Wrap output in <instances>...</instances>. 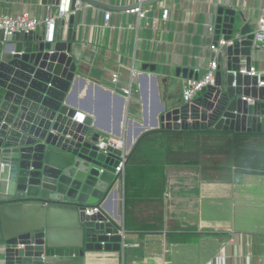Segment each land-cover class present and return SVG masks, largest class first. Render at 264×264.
<instances>
[{
  "label": "water",
  "instance_id": "obj_1",
  "mask_svg": "<svg viewBox=\"0 0 264 264\" xmlns=\"http://www.w3.org/2000/svg\"><path fill=\"white\" fill-rule=\"evenodd\" d=\"M61 0H42L57 7ZM108 10L127 11L95 0H72ZM163 0H148L144 6ZM75 16L56 20L55 42L45 33L0 31V230L5 264H45L51 257H81L88 253H123L125 236L123 203L116 188L125 149L110 146L109 154L97 146L102 123L81 95L96 90L106 100L121 102L118 124L105 131L124 142L129 119L127 98L80 76L75 51ZM212 24L214 42L229 41L236 32L241 42L225 48L214 86L205 87L189 103L168 106L161 102L157 77L153 76L157 111L152 125L136 122L137 134L129 140L133 152L143 136L154 131L211 130L264 133V76L240 73L253 67L254 29L232 8L217 9ZM238 26V27H237ZM240 26V27H239ZM239 29V30H238ZM184 79H199V72L178 69ZM147 78V74H142ZM250 101L253 103L250 104ZM116 198V209L107 214V201ZM60 215V218H56ZM61 219V221H60ZM76 232L78 244L66 248L55 237L57 222Z\"/></svg>",
  "mask_w": 264,
  "mask_h": 264
},
{
  "label": "crops",
  "instance_id": "obj_2",
  "mask_svg": "<svg viewBox=\"0 0 264 264\" xmlns=\"http://www.w3.org/2000/svg\"><path fill=\"white\" fill-rule=\"evenodd\" d=\"M123 9L131 7L137 0H95ZM171 12L167 22L154 19L160 17L156 3L147 19L129 15L122 10H108L102 7L83 4L75 16L76 40L74 55L79 74L87 80L102 86L114 94L127 98L129 119L133 123L125 127V152L128 156L129 140L136 137V122L152 125L157 111L153 76L158 79L161 102L176 106L183 101L182 76L178 69L205 72L212 42L207 37V28L212 23L218 8H232L242 13L251 24L256 20L264 0H163ZM152 5V4H151ZM55 8L45 6L42 0H0V13L14 15L29 14L45 18ZM111 12V26H105V14ZM238 27V26H237ZM240 27V26H239ZM239 30V29H238ZM46 26L37 31L43 35ZM222 40V39H221ZM253 67L264 76V50L254 52ZM119 74L121 84L115 87L110 77ZM142 74H147V78ZM195 79V77H194ZM131 87L132 95L126 96L124 90ZM87 106L96 113L97 118L81 111V117H90L102 123L94 126V134L110 135L105 128L117 127L121 102L119 99L101 97L96 90L92 95H81ZM251 104V103H250ZM150 127L147 131H154ZM120 139V138H118ZM214 162L213 169L207 164ZM232 160L221 156L207 159L198 168L166 166L164 178L153 175L151 186H158L152 197L145 194L129 208L126 216V188L121 177L116 188L121 193L124 226L127 231L123 253H88L81 257H51L45 264H208L216 256L223 241L236 235L235 243L227 249L229 264H264V175L235 176L231 170ZM135 191H142L135 188ZM147 191V189H143ZM169 195V196H167ZM116 198L107 201L106 213H114ZM58 215L56 218H60ZM162 217L163 229L158 232H145L146 221ZM61 221V219H60ZM55 230L54 237L66 248L77 246L76 232L61 227ZM1 232V230H0ZM187 238L188 241L182 239ZM134 245H138L137 247ZM4 240L0 241V264H5Z\"/></svg>",
  "mask_w": 264,
  "mask_h": 264
},
{
  "label": "trees",
  "instance_id": "obj_3",
  "mask_svg": "<svg viewBox=\"0 0 264 264\" xmlns=\"http://www.w3.org/2000/svg\"><path fill=\"white\" fill-rule=\"evenodd\" d=\"M229 157L231 170L237 178L244 175H264V133H243L231 131L198 130L176 132L169 130L153 131L142 137L132 153L126 157L123 180L125 183L126 216L131 207L145 194L152 197L158 186H151L153 175L164 178L166 166L198 168L207 159ZM214 170V162L207 164ZM147 191H135V188ZM145 232H158L163 229L162 217L147 220L142 227ZM188 241L187 238L182 239Z\"/></svg>",
  "mask_w": 264,
  "mask_h": 264
},
{
  "label": "built area",
  "instance_id": "obj_4",
  "mask_svg": "<svg viewBox=\"0 0 264 264\" xmlns=\"http://www.w3.org/2000/svg\"><path fill=\"white\" fill-rule=\"evenodd\" d=\"M148 0H137V2L132 5L131 9L127 10L126 13L129 15H137L139 19H147L148 16L153 11V5L144 6ZM83 3L80 1L76 2V9L72 11V0H61L60 4L55 7L54 12L45 18H38L31 16L29 14H19L14 15L11 13H0V31L4 32L6 36L14 35L16 33H29L37 32L42 25L46 26L45 31V42L54 44L55 33H56V20L62 18L69 21L71 16L76 15L78 11L82 9ZM157 9L160 11V17L154 19V24L157 26L159 20L167 22L170 19V10L166 8L162 3L157 4ZM245 16L248 15L247 10L242 11ZM113 19V14L107 12L105 14V26L108 28H113L111 26V21ZM254 31V40L252 45V50L254 52H259L264 50V7L261 9L259 17L251 23ZM215 29L212 23L207 28V37L211 38L212 42L208 45L207 50L209 52V57L207 65L205 67V72L199 79H185L183 81V91L182 98L185 103L192 102L198 94L205 88L209 86H214L216 74L219 71L220 64L218 62L219 54L227 47L233 46L237 41L241 42L244 37L240 32H236L229 41H224L223 39L215 44L214 35ZM240 73L249 76H262L258 73L255 67H252L250 73H247L245 68H242ZM110 82L113 86L118 87L121 84V78L119 74H114L110 77ZM126 96H131L133 89L131 87L124 90ZM250 103H253L250 101ZM80 123H84L85 117L78 120ZM97 146L100 148L101 152L104 154H109L108 148L110 146L115 147V149H125L124 142L120 139L115 138L110 135H100L99 142ZM127 155L122 157L120 166L117 168L116 173H120L122 177L125 167ZM169 196V195H167ZM236 235L228 241H223L221 247L218 250L215 258L208 264H229V257L227 255V249L235 243ZM1 241V232H0ZM131 245L125 244V247H130ZM138 246V245H134ZM44 262L47 260L45 255L42 256ZM247 259L246 264H250V258Z\"/></svg>",
  "mask_w": 264,
  "mask_h": 264
},
{
  "label": "bare ground",
  "instance_id": "obj_5",
  "mask_svg": "<svg viewBox=\"0 0 264 264\" xmlns=\"http://www.w3.org/2000/svg\"><path fill=\"white\" fill-rule=\"evenodd\" d=\"M83 118V117H82Z\"/></svg>",
  "mask_w": 264,
  "mask_h": 264
}]
</instances>
